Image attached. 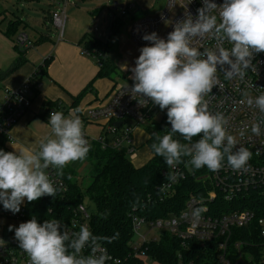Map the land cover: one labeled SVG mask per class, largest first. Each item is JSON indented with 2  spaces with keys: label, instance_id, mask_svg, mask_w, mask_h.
I'll return each instance as SVG.
<instances>
[{
  "label": "clouds",
  "instance_id": "obj_1",
  "mask_svg": "<svg viewBox=\"0 0 264 264\" xmlns=\"http://www.w3.org/2000/svg\"><path fill=\"white\" fill-rule=\"evenodd\" d=\"M209 10L217 14L209 15ZM209 34L231 48L218 46L201 52L191 46L193 38ZM142 39L149 43L139 49L131 68L133 83L127 86L132 97L142 98L141 105L151 101L161 111L166 110L170 129L163 136L157 135L158 142L151 146L154 153L172 168L187 156L195 169L218 171L226 158L233 170H246L252 153L237 147L236 138L227 132V119L210 112L204 97L218 84V68L227 78L243 79L254 67V57L264 53V0H223L221 4L202 0L197 16L186 14L166 39L156 32L146 33ZM248 104L264 113V93L249 99ZM78 113L79 109L68 115L51 111V135L40 141L37 150L25 148L17 153L0 149V204L5 210L15 214L25 199L31 203L44 196L54 197L57 188L46 170L63 169L86 158L90 146ZM261 123L264 121L252 125L256 136L261 134ZM174 134L186 143L173 139ZM197 136L200 139L193 142ZM62 227L57 219L40 223L32 218L18 227L10 225L9 231L14 229V239L29 257V264H106L108 257L95 255V247L92 254H82L98 240L88 227L82 225L73 233Z\"/></svg>",
  "mask_w": 264,
  "mask_h": 264
},
{
  "label": "built area",
  "instance_id": "obj_2",
  "mask_svg": "<svg viewBox=\"0 0 264 264\" xmlns=\"http://www.w3.org/2000/svg\"><path fill=\"white\" fill-rule=\"evenodd\" d=\"M215 2L221 4L223 0ZM135 7L134 3H128L122 9L121 16L126 17L130 10L135 12ZM200 7L202 0H166L165 8L160 13L132 18L125 22V27L128 28L130 40L143 47L149 43L142 39L144 34L156 32L159 37L166 39L176 22L185 19L186 14H191L195 18ZM208 14L217 13L215 10H209ZM51 19L59 30V39H62L67 21L65 11H53ZM17 42L21 45H32L26 35H20ZM191 46L201 52L205 49L215 50L218 46L231 48V44L221 42L211 34L193 38ZM85 52L97 60L99 67L101 66V54ZM252 63L254 67L246 71L243 79L239 76L227 78L225 71L218 68V84L204 97L210 112L221 113L227 119V132L236 138L237 147H245L252 153L246 170H233L227 165L226 158L223 161L224 166L218 171H211L207 167L195 169L188 163L190 157L183 164L179 163L174 168L169 167L164 172L166 179L158 189L162 200L172 197L176 187L188 176L194 177L210 190L203 197L190 195L184 210L168 219L146 221L134 215L132 228L135 241L132 247L138 259L146 257L143 250L146 243L158 241L161 237L149 235L154 230H160L168 231L180 239L184 246L193 241L203 248H214L217 251L218 264H264V123L260 125L259 136L252 133V125L264 121V113H261L254 104H248L249 99L254 100L264 93V53L256 55ZM226 67L225 65L224 68ZM41 74V70L37 69L19 88L7 89L0 98V149L6 141L12 139L13 128L32 108L35 93L42 86ZM127 85L131 86L132 83L118 85L106 104L85 110L79 115L86 124L102 123V133L98 139H92L83 131L89 145L100 143L104 149L112 147L125 150L133 161L138 150L134 139L136 129L146 123L151 124L155 116L166 115V110L161 111L151 101L141 105L139 101L142 98L132 97ZM51 111L64 113V108L58 102L54 110L46 108L49 116ZM117 123L121 125L117 126ZM46 171L56 188L64 191L66 186L54 168L49 167ZM218 197L224 208L221 205L212 207V203ZM75 215L66 228L69 233L79 232L82 225L90 229V211L84 204L75 209ZM0 216L25 221V204L22 203L20 211L15 214L5 210L0 204ZM144 225L150 229L142 235L140 230ZM239 230L247 231L236 235ZM93 247L95 255L104 254L108 257L106 264H126L119 259H113L106 248L97 243L95 246L86 247L82 254L85 256L92 254ZM0 264H29V257L13 239L10 244L0 245Z\"/></svg>",
  "mask_w": 264,
  "mask_h": 264
},
{
  "label": "trees",
  "instance_id": "obj_3",
  "mask_svg": "<svg viewBox=\"0 0 264 264\" xmlns=\"http://www.w3.org/2000/svg\"><path fill=\"white\" fill-rule=\"evenodd\" d=\"M17 26L19 25H12L7 34L13 36ZM124 27L125 22L116 19L111 25L112 39H117ZM79 44L85 51L101 54L97 78H111L113 74L118 73V67L111 58V40L103 42L92 33H86ZM48 63L46 60L39 68L42 74ZM123 78L125 79L124 74ZM47 107L54 110L57 102L48 103ZM148 129L146 143L152 149V144L158 142L157 135L163 136L170 129L167 116L164 115L161 121L151 122ZM173 139L186 143L179 134H174ZM198 139L199 136L193 137V142ZM89 146L90 150L84 159L91 167L86 188H81L72 167L66 165L63 169L54 168L66 189H57L54 197L44 196L31 203L26 200V221L35 218L43 223L45 220L57 219L63 226L62 230H65L76 216L75 209L85 204V199H89L95 206V210L90 212L89 224L93 235L98 237L96 243L105 247L113 259H119L126 264H144V259L135 257L132 247L135 241L132 217L135 215L146 221H153L177 216L184 210L190 195L203 197L210 188L188 176L176 187L172 197L162 200L158 189L166 179L164 172L169 166L153 149L149 162L136 167L125 150L112 147L104 149L100 143H92ZM187 158L182 157L180 164ZM215 205L224 208L219 197L212 203V207ZM245 231L247 230H239L236 235ZM143 250L146 257L159 264H218L217 251L214 248H203L193 241L184 246L180 239L168 231H164L158 241L146 243Z\"/></svg>",
  "mask_w": 264,
  "mask_h": 264
},
{
  "label": "crops",
  "instance_id": "obj_4",
  "mask_svg": "<svg viewBox=\"0 0 264 264\" xmlns=\"http://www.w3.org/2000/svg\"><path fill=\"white\" fill-rule=\"evenodd\" d=\"M60 1L63 2L64 8L53 11L63 10L66 13L70 0ZM127 2L136 5L131 19L156 15L166 5V0H128ZM40 4L38 0H0V98L7 89L19 88L43 66L46 60L49 62L44 73L41 74L42 86L35 93L32 108L13 128L12 139L3 144L2 149L6 152L19 153L25 148L37 150L40 141L51 135V126L48 124L49 115L46 114L48 103H61L65 115L75 109H79L78 114H80L85 110L106 104L117 85L123 84L116 83L113 77L97 78L100 71L99 65L79 44L86 33L80 38L76 34H70L68 40H62L63 37L52 43V37L42 31L47 21L53 24L52 12L46 16L43 10L37 9ZM67 13L71 16L76 14L74 9ZM96 14L97 11L91 13L94 19L97 17ZM15 24L19 25L14 30L16 33L9 36L7 32ZM87 33L91 34V30ZM20 35H26L32 45L19 44L17 38ZM38 44H42V50L34 55L29 49ZM122 73L125 76L124 82L130 81L127 68H124ZM100 124L98 125L101 128V135L102 123ZM86 127L84 123V132ZM136 146L139 147L137 144ZM149 160L139 163L133 160L132 163L136 167H141ZM85 163L87 162L84 160L79 165L77 160L68 164L74 169L79 183L84 181L80 171ZM90 170L87 171L88 176ZM25 202L26 199L23 203ZM22 222L26 220L16 221L0 216V239L3 240L0 245L10 244L14 239V229L9 231V226L18 227Z\"/></svg>",
  "mask_w": 264,
  "mask_h": 264
},
{
  "label": "rangeland",
  "instance_id": "obj_5",
  "mask_svg": "<svg viewBox=\"0 0 264 264\" xmlns=\"http://www.w3.org/2000/svg\"><path fill=\"white\" fill-rule=\"evenodd\" d=\"M41 4L40 7H37L38 10H43L46 16L49 12H53L55 9H63V2L60 0H38ZM128 0H70L69 4L66 7V13L75 10V15L71 16L67 13V21L64 29V38L62 40H68L70 34H76L79 38L91 30L92 35L97 37L100 41L108 42L111 40V58L114 64L118 67V73L112 75L116 80V83H126L123 78V69L127 68V71L130 73L129 78L131 77V68L135 66V59L139 56V49L141 47L137 46L129 38L127 31V26L123 28L120 36L117 39H112L111 35V25L116 19H121L124 22L130 21L134 10H130L126 17L121 16L122 9L118 8L116 11L112 10V6L115 2L120 3L121 5L127 6ZM131 3V2H130ZM93 11H97V17L94 19L91 15ZM85 30V31H84ZM44 33H47L52 37V43L57 42L59 39V30L50 22H46V27L42 29ZM83 32V33H81ZM81 34V35H80ZM80 40V39H79ZM42 50V44L33 46L29 51L32 54L36 55L37 51ZM96 61V59H95ZM97 63V62H96ZM131 83L133 81L130 79ZM164 115H158L153 118V121H161ZM84 124V122H83ZM87 127L85 132L92 139H98L100 136V126L96 122H91L86 124ZM151 124L141 125L135 131V144H137V156L135 158L136 162H146L152 158V149L147 145L146 140L148 137L147 129ZM153 125V124H152ZM150 130V128L148 129ZM152 130V128H151ZM84 160H78L79 165ZM82 169V170H81ZM80 174L84 176V181H80V186L82 189L86 188V185L89 183V176L87 171L90 170L89 163H85L81 167ZM85 206L90 212L95 210V206L89 199H85ZM150 227L144 225L140 230L142 235H145L149 231ZM163 232L160 230H154L151 235L160 237ZM144 264H159L155 261L150 260L148 257L144 258Z\"/></svg>",
  "mask_w": 264,
  "mask_h": 264
},
{
  "label": "water",
  "instance_id": "obj_6",
  "mask_svg": "<svg viewBox=\"0 0 264 264\" xmlns=\"http://www.w3.org/2000/svg\"><path fill=\"white\" fill-rule=\"evenodd\" d=\"M118 8H121L123 9L124 8V5H121L120 3L118 2H115L112 6V10L116 11ZM121 123H117V126H120Z\"/></svg>",
  "mask_w": 264,
  "mask_h": 264
}]
</instances>
